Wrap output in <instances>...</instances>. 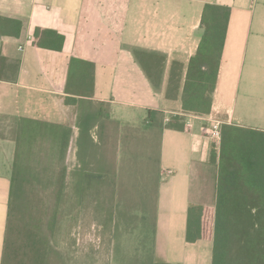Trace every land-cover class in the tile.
Returning a JSON list of instances; mask_svg holds the SVG:
<instances>
[{"label":"crops","instance_id":"1","mask_svg":"<svg viewBox=\"0 0 264 264\" xmlns=\"http://www.w3.org/2000/svg\"><path fill=\"white\" fill-rule=\"evenodd\" d=\"M207 4L230 8V21L211 112L186 114L183 85L202 40ZM37 30L44 47L34 43ZM54 33L64 37L63 44ZM138 51L164 59L158 86L138 61ZM73 58L94 65L95 88L92 97L68 103L74 97L66 92ZM174 64L182 65L183 82L170 99ZM103 106L121 130L143 122L153 128L157 120L148 121L149 111L167 120V115L182 117L186 130L167 124L160 132L150 130L158 136L161 172L154 253L161 264H210L213 243L186 240L190 206L215 208L218 201L221 141L210 139L206 119L264 132V0H0V264L16 163L24 162L18 160L19 124L30 120L72 130L65 160L57 163L66 171V186L82 185L91 197L106 181V155L101 149L95 156H80V129L76 165L71 123L74 117L85 121L90 107L92 126L98 128L106 116Z\"/></svg>","mask_w":264,"mask_h":264},{"label":"rangeland","instance_id":"2","mask_svg":"<svg viewBox=\"0 0 264 264\" xmlns=\"http://www.w3.org/2000/svg\"><path fill=\"white\" fill-rule=\"evenodd\" d=\"M102 109L106 116L98 128L90 130L87 125L80 131L77 117L71 123L76 132L71 153L76 165L78 131L80 156H95L101 149V156L106 155L107 177L99 201H89L93 197L87 190L81 195L75 186H67L58 205V186L67 182L66 176L62 177L56 159L49 161V154L57 153L55 148L51 150L52 139L44 142L37 158L20 161L17 177L23 193L13 210L5 264H140L155 258L156 193L161 172L158 136L150 130L160 132L176 115H167V120L166 115L157 114L153 128L143 122L121 130L109 116V107ZM1 129L2 124L0 133ZM107 211L115 216L110 227L102 224V213Z\"/></svg>","mask_w":264,"mask_h":264},{"label":"trees","instance_id":"3","mask_svg":"<svg viewBox=\"0 0 264 264\" xmlns=\"http://www.w3.org/2000/svg\"><path fill=\"white\" fill-rule=\"evenodd\" d=\"M230 15L231 9L228 7L212 4L204 7L202 17L204 33L196 55L189 62L183 85L182 107L186 114L207 115L211 112ZM54 34L63 44L64 37ZM39 37L40 30H37L34 43L44 47L41 40H37ZM136 57L154 85L158 86L164 72V59L140 51L136 52ZM182 82V65L174 64L168 83V98L178 96ZM94 88V65L73 58L70 62L66 92L74 97L68 99V103H77L76 97H92ZM85 109L86 112H90L85 121L80 120V129L87 125L91 127L95 119V113L90 107ZM157 114L161 113L149 111L148 121H153ZM182 121L181 116H174L167 127L186 130ZM51 128L56 129V126L30 120L20 123L17 132V141L20 146L18 160L26 159V157L27 159L37 158L38 149L51 138L53 143L51 150L55 148L58 155L49 154V161L51 162L53 158L59 163L64 161L72 130L65 128L62 132ZM221 133L218 201L215 208L202 205L190 206L186 240L189 243L211 241L213 243L212 264H264V132L224 124L221 127ZM24 149L25 155L22 154ZM20 166L22 165L18 161L12 181L8 236L13 210L23 193V184L17 177ZM65 174L66 171L63 169L62 177ZM76 176L81 178L82 174H76ZM58 187L57 203L60 205L67 186L63 181ZM75 187L81 195L87 190L82 185ZM92 189L93 187L90 188L91 191ZM98 194L99 189H96L95 197L92 196L93 193L91 194L93 202L99 201ZM82 203L83 201L80 200L79 204L82 205ZM97 208L98 206L95 207ZM107 212L106 215L102 213V224L110 227L115 221V216L113 212ZM7 249L8 237L3 264L6 263ZM155 259L156 257L150 258L140 264H161Z\"/></svg>","mask_w":264,"mask_h":264},{"label":"built area","instance_id":"4","mask_svg":"<svg viewBox=\"0 0 264 264\" xmlns=\"http://www.w3.org/2000/svg\"><path fill=\"white\" fill-rule=\"evenodd\" d=\"M207 131L209 133V137L212 140H216L218 142L221 141L222 133H221V122L217 121L215 118H207Z\"/></svg>","mask_w":264,"mask_h":264}]
</instances>
